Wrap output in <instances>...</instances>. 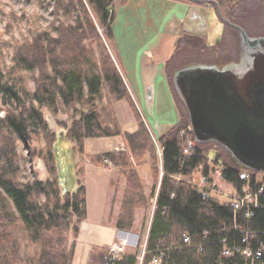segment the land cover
<instances>
[{"label":"trees","instance_id":"16d2710c","mask_svg":"<svg viewBox=\"0 0 264 264\" xmlns=\"http://www.w3.org/2000/svg\"><path fill=\"white\" fill-rule=\"evenodd\" d=\"M44 1L52 4L56 16L50 31L36 30L31 40L12 46L0 35V264H72L79 226L86 219L82 181H77L73 194L63 196L59 189L52 157L55 135L43 110L70 117L69 126L59 127L76 151H82L85 140L123 138L127 155L86 158L90 165L113 164L125 178L116 229L130 232L137 210H143L148 220V201L133 164H151L154 188L158 187L147 229L140 233L133 253L113 262L106 261V248H94L88 264H139L144 242L141 264L153 259L159 264H264V174L240 180L239 169L215 144H193L188 150L193 136L186 118L179 117L176 126L157 140V150L105 45L110 48L114 41L113 0H32ZM69 22L73 25H65ZM8 48L11 66L5 63ZM122 101L135 115L138 130L133 135L121 131L110 110ZM39 141L46 146L48 180L22 183L20 151ZM147 155L150 163L144 161ZM216 169L221 183L234 191L224 203L193 181L199 174L212 184ZM80 170L82 179L84 168ZM242 192L250 195L249 202H240ZM183 237L189 242L184 244ZM22 245L32 248L33 254L25 255ZM258 252L261 257L255 258Z\"/></svg>","mask_w":264,"mask_h":264},{"label":"rangeland","instance_id":"374dc122","mask_svg":"<svg viewBox=\"0 0 264 264\" xmlns=\"http://www.w3.org/2000/svg\"><path fill=\"white\" fill-rule=\"evenodd\" d=\"M173 1L177 0H129L126 4L123 3L118 6L116 5L117 7L112 6V11L116 16L115 22L112 25L114 41L112 45L109 44L110 48L105 44L117 71L120 73L121 78L128 88L129 94L131 95L146 128L147 126L150 127L153 133H156L158 129H165L167 126L175 125L176 113H178L180 118H186L187 126L189 124L186 109L178 101L175 93V101L173 100L174 98H172L166 84L162 82L164 77L160 74V71L163 70V64L157 68V72H153V70L149 68L154 64V60L160 62L162 61L161 59L169 58L171 56L168 54H170V52L172 53L174 42L179 36L178 33L183 29L181 23L183 24V20L186 18L185 15L187 10L183 4ZM239 2L240 0H229L230 5H237ZM242 4L244 10H238L237 14H235V17L241 22L240 26L244 27L246 34L248 33V37L256 38L259 37V35H264V10H262L264 0H244ZM52 7V4L47 3L46 1L38 4L32 2V0H0V35L4 34L3 40L12 46L15 43H22L25 40H31V35L36 30L39 32L50 31V26L56 22V16ZM258 10L259 12L257 13ZM195 13L197 14L195 15ZM195 13L193 14V17L195 15L198 19L199 15L201 19H205L206 27L198 30V22H195L197 26L191 27L192 24L191 26L188 25L187 31L197 33V35L204 37V46L200 51L198 49L190 52L184 51L186 54L182 56L180 51L183 49L181 48L183 45L180 47V51H177L175 58H173L174 61H171L173 68L170 71V83L174 73L186 67H190L191 65L216 67L221 69L226 65L238 63L239 61V35L237 34L235 36L234 43L231 42V40L233 41V38L230 36V38H228V44L223 45V42H221L223 28L217 23L213 13L207 17L204 14H198L197 11ZM239 15L247 18L241 20L242 18L239 17ZM65 25H73V22L66 23ZM191 28L194 31H190ZM98 34L102 37L101 39H103L102 31L99 29ZM52 37L55 38L56 35L52 33ZM218 45L221 46V50L219 51L205 50V48L212 49V47ZM224 46L225 48L223 49L222 47ZM4 53L6 56V66H11L12 49L8 48ZM259 64L261 63H258L257 65ZM259 68L263 69L264 67L260 65ZM260 73V70H256L258 76ZM148 84L151 89L152 100L149 105H146L147 96L144 94V86ZM33 87L32 83L28 84V89L33 90ZM138 95H142L144 100L143 103H140ZM121 103L125 105H123V107H126V109L124 108V110H122L120 107V105H122ZM110 110L123 133L130 131L131 128H133V130H138L135 115L126 102L122 101L113 104L110 106ZM43 118L48 125L49 130L55 135V142L52 145L53 159V146L56 144L57 138H61V141L57 143L56 148H59V151L61 148H69L72 150L75 165L73 175L78 179L77 181H82L83 178L81 179L77 172L81 167L84 168L90 164L86 158L91 156L92 153H97L96 151L98 150L87 151L82 149V151L79 152L78 149L77 151L74 149L73 144L67 140V137L62 138V136H65L62 134L66 133V130L59 127V125L60 123H65L66 126L70 125V117L67 114L60 111L56 116H52L49 112L43 110ZM148 133L150 139L156 144L157 139L155 135L149 131ZM90 140H93L91 142L95 147H98L99 145H103L100 144V141L105 139ZM111 142L117 145L115 147L116 150L128 153V148L122 137L113 138ZM215 146L228 154L221 146ZM156 147L158 150V145ZM106 149L111 150L113 148L107 147ZM45 152L46 146L42 141L34 142L33 144H30L29 149L20 151L23 159L22 161H24L22 162V171L20 174V181L22 183L32 182L34 180L42 182L48 180V172L43 160ZM144 161L150 163L148 155L144 158ZM150 165L151 164L145 165L147 166L146 174L153 183ZM55 176L56 178L58 177L57 170L55 171ZM114 179L116 180L117 185L120 184V175L116 176L115 174ZM205 179L207 178L200 177V175L197 174L193 181L195 185L197 182L198 186H204L207 188L206 182H203ZM88 180L91 182V175H89ZM212 185L215 187L216 191L214 195L220 202H227L224 198L230 199V197H233L234 191L231 187L222 184L217 174H214L212 177ZM115 201H118V199ZM154 203V200L149 197L148 216ZM141 218H144L145 220L146 215L142 213ZM73 221L74 223L76 222V220ZM140 227L141 225L138 226L137 232H139ZM135 239H137V237ZM71 243L72 238L70 236L69 244ZM144 243L142 244V248L145 246ZM77 244L78 243L76 242V246H78ZM121 245L122 243L116 246L119 247ZM22 246L23 248L21 249L24 251L25 255L30 256L33 254L32 248L28 250L25 245ZM131 249L134 251L135 247L133 245L128 248L126 247L125 253L131 251Z\"/></svg>","mask_w":264,"mask_h":264},{"label":"water","instance_id":"95a60500","mask_svg":"<svg viewBox=\"0 0 264 264\" xmlns=\"http://www.w3.org/2000/svg\"><path fill=\"white\" fill-rule=\"evenodd\" d=\"M236 29L238 63L221 69L191 65L174 73L171 84L186 109L187 129L195 144L221 146L240 173L250 176L264 173V68H259L264 67V37L251 38ZM256 70H260L259 76ZM173 128L166 129L161 138ZM62 135L66 137V133ZM60 141L57 138L53 156L64 196L73 194L78 187L72 150L59 151L56 146Z\"/></svg>","mask_w":264,"mask_h":264},{"label":"crops","instance_id":"0c3cea01","mask_svg":"<svg viewBox=\"0 0 264 264\" xmlns=\"http://www.w3.org/2000/svg\"><path fill=\"white\" fill-rule=\"evenodd\" d=\"M121 2L122 0H113V6L121 5ZM150 69L153 70V72H157V68ZM162 82L166 84L173 98V94L171 93V89L167 84L165 78L162 79ZM144 94L147 96L146 105H149L150 101L152 100L149 84L144 86ZM138 97L140 103H143L144 100L142 98V95H138ZM123 105L124 104L120 105L122 110H124V108L126 109V107H123ZM178 122L179 116L178 113H176L175 125L167 126L165 129H158L156 133H153V131L148 126L147 129L150 133L152 132V134L155 135L157 140H159L166 129L176 126ZM136 132L137 130H133V128H131L130 131H126V133L130 135H133ZM111 140H113V138L100 141V144L103 145H99L98 147H95L91 142L93 140H85L83 143V149L87 151L98 150L96 151L97 153H92L90 157H96L105 154L127 155V153L124 151L120 152L116 150L115 147L117 145L113 144ZM107 147H112L113 149H106ZM146 167L147 166L145 165L135 166L133 164V170L140 182L142 195L146 201H149V197L154 200L158 187L156 189L154 188L152 180L148 178V175L146 174ZM115 174L116 176L120 175L121 177V182L118 185L116 184V180L114 179ZM89 175L92 176L91 182L88 180ZM82 183L85 189L86 197V219L79 226V236L77 240L78 246H76L75 248L73 264H88L89 254L94 248L107 249L112 247L113 245H118L121 243L125 244L127 248L132 245L136 248L140 240V233L143 231L145 232V230L147 229L149 219L153 211L152 208L148 216V220H144V218H141L142 213L145 215V212L143 210H137L135 212V219L130 232L126 230H118L115 228V220L119 215L123 195L126 189V181L122 176L120 170L109 162L108 164H102V166L88 164L86 167H84V177L82 179ZM116 199H118V201H115ZM144 221L145 225L142 227ZM140 225L141 227L139 229V232H137L138 226ZM134 237H137V239H135ZM143 237L144 236H142V239ZM133 249H131V251L129 252H126L128 254H132Z\"/></svg>","mask_w":264,"mask_h":264},{"label":"flooded vegetation","instance_id":"af4514ba","mask_svg":"<svg viewBox=\"0 0 264 264\" xmlns=\"http://www.w3.org/2000/svg\"><path fill=\"white\" fill-rule=\"evenodd\" d=\"M173 2L183 4L185 6V9L187 10L186 15H185L186 18L183 20L184 21L183 24L181 23V25L183 26V29L181 26L182 30H180V32L178 33L179 36L178 38H176L174 42L172 53L170 52V54H168L171 56L169 58L161 59L162 61L160 62L157 60H154L153 61L154 64L149 67V68H158L161 66V64H163L162 66L163 70L160 71V74L164 76L168 85H170V82H169V79H170L169 76L171 75L170 71L173 68V64L171 63V61L173 60V58H175L177 51H180V47L183 45L181 47L183 49L180 51L181 56H182L186 54L184 51L190 52L196 49L200 51L202 47L204 46L203 44L204 37L197 35V33L187 31L188 25L191 26V24H192L191 27H196L198 24V30L200 28L206 27L205 19H201L199 15L197 19V17L195 16L197 14L195 13L196 11L198 12V14L200 15L204 14L206 17L210 15L211 13H213V15L215 16L217 20V23L220 24L223 28L222 39H221V42H223V45L228 44L229 42L228 38H230V36H232L233 38V41L231 40V42L234 43V38L238 34V30L236 29V26H238V28L240 27V29H242L246 33L244 27L240 26L241 22L239 21V19L235 17L236 16L235 14H237L238 10H242V11L244 10L243 4H242L244 0H240V2L237 5H230L229 0H177ZM262 10H264V6L262 7ZM194 13L195 15L193 17ZM192 17H193V20H192ZM239 17L241 16L239 15ZM241 18H242L241 20H244L247 17L245 18L241 17ZM195 22L196 23L198 22V23L195 24ZM190 31H194V30L191 28ZM261 37H264V35L262 36L259 35V37H256V38H261ZM220 45L212 47V49L205 48V50L206 51H211V50L219 51L221 50ZM222 48L224 49L225 46Z\"/></svg>","mask_w":264,"mask_h":264},{"label":"built area","instance_id":"2783aa9c","mask_svg":"<svg viewBox=\"0 0 264 264\" xmlns=\"http://www.w3.org/2000/svg\"><path fill=\"white\" fill-rule=\"evenodd\" d=\"M187 145H188V149H191L192 146H193V143L188 141ZM215 174H217L218 177L220 176V172L218 170H215ZM240 179L243 180L244 176L242 175L240 177ZM203 182H206L207 188L204 187V186H201V187L198 186L199 188L204 189V190H208V191H212V192H210L211 195L216 193V191L214 190L215 187L212 184L208 185V180L207 179H205ZM242 197L243 198H242V200L240 202L246 203V202L250 201V195L248 193L244 192ZM233 205H234L235 208H238V203H234ZM188 242H189V239L187 237H183V243L185 244V243H188ZM123 251H124V246H119V247L114 246L113 248H111L109 250L107 256L105 257L106 261H113V262L116 261L118 259V256L120 254H122ZM260 254H261L260 252L256 253L255 258L261 257ZM243 255H245L246 257H249L250 253L249 252H243ZM223 256H229V253L228 252H224ZM159 263H160L159 259H153V261L151 262V264H159Z\"/></svg>","mask_w":264,"mask_h":264}]
</instances>
